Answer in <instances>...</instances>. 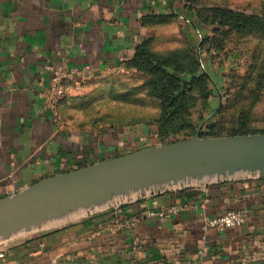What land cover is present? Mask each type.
I'll return each mask as SVG.
<instances>
[{
  "label": "crops",
  "instance_id": "1",
  "mask_svg": "<svg viewBox=\"0 0 264 264\" xmlns=\"http://www.w3.org/2000/svg\"><path fill=\"white\" fill-rule=\"evenodd\" d=\"M189 1L0 0V198L153 141L155 127L62 121L43 92L56 65L99 76L125 68L148 39L168 42L174 28L199 39ZM114 202L1 240L0 264H264V177L194 181ZM171 206L179 212L158 214ZM240 208L249 211L244 225L205 227L206 217Z\"/></svg>",
  "mask_w": 264,
  "mask_h": 264
},
{
  "label": "rangeland",
  "instance_id": "2",
  "mask_svg": "<svg viewBox=\"0 0 264 264\" xmlns=\"http://www.w3.org/2000/svg\"><path fill=\"white\" fill-rule=\"evenodd\" d=\"M200 3L208 7L227 6L250 15L264 12V0H201ZM172 30V38L168 42L158 41L155 49L194 51L197 47L198 59L201 61L203 56L211 66L213 75L223 87L226 101L221 113L218 108L214 111L218 101L216 89L207 96L202 94V85H197L193 90L194 100L183 117L171 124L167 139L161 143L191 139L197 131L203 137L228 135L238 129L264 132V33L220 35V49L209 51L208 41L204 48L201 39L211 40L215 33L202 31L203 37L197 39L184 34L182 28L178 36L176 29ZM201 47L204 48L202 52ZM150 79L149 75L127 68L86 80L75 79L67 84V93L56 110L57 115L75 126L150 127L160 117L162 109L161 100L151 96ZM151 137L153 141L144 142L139 148L160 143L158 131Z\"/></svg>",
  "mask_w": 264,
  "mask_h": 264
},
{
  "label": "water",
  "instance_id": "3",
  "mask_svg": "<svg viewBox=\"0 0 264 264\" xmlns=\"http://www.w3.org/2000/svg\"><path fill=\"white\" fill-rule=\"evenodd\" d=\"M239 176L264 177V134L202 137L197 131L191 139L56 174L0 198V241L134 193Z\"/></svg>",
  "mask_w": 264,
  "mask_h": 264
},
{
  "label": "trees",
  "instance_id": "4",
  "mask_svg": "<svg viewBox=\"0 0 264 264\" xmlns=\"http://www.w3.org/2000/svg\"><path fill=\"white\" fill-rule=\"evenodd\" d=\"M200 1H189L191 4L190 9L195 14V22L192 24L194 26L199 25L200 31L215 33V36L211 40L210 38L201 39L203 47L205 46V42L208 41L209 51L220 49V35L237 32L264 33V12L250 15L238 12L227 6H203ZM157 42L158 40L156 39H148L141 43L132 58L126 61L125 68L134 69L137 72L150 76L151 79L148 82V87L151 89V96L161 100L162 108L160 117L150 127L157 129L159 140L162 142L167 139L166 133L169 131L171 124L183 117L185 109L194 100L193 90L197 85H202V94L207 96L212 95V91L216 89L218 101L213 110L215 111L218 108L219 113H221L224 107L226 94L223 87L219 84L218 78L213 75L211 66L205 62L204 57L201 56V61L198 59L196 54L197 47L194 51L182 50V48H167L166 50L158 51L155 49ZM203 47L200 49L201 52L203 51ZM193 53L195 54L193 55ZM219 93L222 97L221 100ZM210 123L211 120L208 124ZM111 127L115 128L119 126ZM131 127H135V125ZM247 134H264V132H243L241 129H238L228 135L213 134L209 137ZM200 136L203 137L204 135L201 133ZM180 140H187V138H180ZM167 143H172V141Z\"/></svg>",
  "mask_w": 264,
  "mask_h": 264
},
{
  "label": "built area",
  "instance_id": "5",
  "mask_svg": "<svg viewBox=\"0 0 264 264\" xmlns=\"http://www.w3.org/2000/svg\"><path fill=\"white\" fill-rule=\"evenodd\" d=\"M126 68H120L119 71H125ZM93 71L87 68H69L66 64L56 65L52 69V76L44 89L43 95L46 106L57 115V108L67 93V83L75 79L86 80L94 77ZM180 208L171 206L170 208L160 211V216H165L167 213H177ZM249 217V211L245 208L233 209L226 213L214 217L205 218V227L212 228L217 231H225L227 229L237 228L244 225ZM135 249L140 248L135 242ZM208 252L207 247L202 250V255ZM2 256V255H1Z\"/></svg>",
  "mask_w": 264,
  "mask_h": 264
},
{
  "label": "bare ground",
  "instance_id": "6",
  "mask_svg": "<svg viewBox=\"0 0 264 264\" xmlns=\"http://www.w3.org/2000/svg\"><path fill=\"white\" fill-rule=\"evenodd\" d=\"M84 211V210H83Z\"/></svg>",
  "mask_w": 264,
  "mask_h": 264
}]
</instances>
